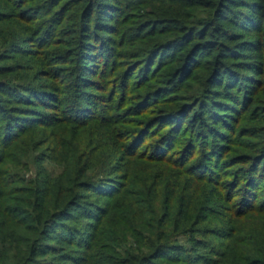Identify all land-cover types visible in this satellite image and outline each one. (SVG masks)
Wrapping results in <instances>:
<instances>
[{"label": "trees", "instance_id": "obj_1", "mask_svg": "<svg viewBox=\"0 0 264 264\" xmlns=\"http://www.w3.org/2000/svg\"><path fill=\"white\" fill-rule=\"evenodd\" d=\"M0 264H264V0H0Z\"/></svg>", "mask_w": 264, "mask_h": 264}, {"label": "rangeland", "instance_id": "obj_2", "mask_svg": "<svg viewBox=\"0 0 264 264\" xmlns=\"http://www.w3.org/2000/svg\"><path fill=\"white\" fill-rule=\"evenodd\" d=\"M48 167H49L50 169H51V168L54 169L53 166H51V165H49ZM33 173H34V165L31 166V171H29V173L27 174L28 177L32 176Z\"/></svg>", "mask_w": 264, "mask_h": 264}]
</instances>
